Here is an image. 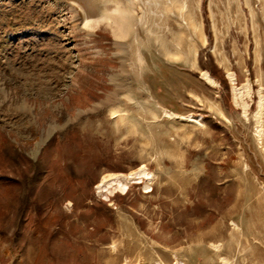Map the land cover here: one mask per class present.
Segmentation results:
<instances>
[{
	"label": "rangeland",
	"instance_id": "obj_1",
	"mask_svg": "<svg viewBox=\"0 0 264 264\" xmlns=\"http://www.w3.org/2000/svg\"><path fill=\"white\" fill-rule=\"evenodd\" d=\"M159 1H141L138 14L186 58H167L138 23L150 66L127 67L119 85L113 77L133 51L120 50L108 23L85 24L99 15L94 0H0V264H264V151L253 117L264 94V0H200L199 10L179 0L203 22L205 43L187 14L178 40L164 4L178 5ZM227 68L235 85L250 82L247 117ZM157 104L204 123L164 116ZM110 106L137 130L116 125ZM143 165L150 181L97 187L108 172Z\"/></svg>",
	"mask_w": 264,
	"mask_h": 264
},
{
	"label": "bare ground",
	"instance_id": "obj_2",
	"mask_svg": "<svg viewBox=\"0 0 264 264\" xmlns=\"http://www.w3.org/2000/svg\"><path fill=\"white\" fill-rule=\"evenodd\" d=\"M141 1H143V3H145V4H148L152 0H94L95 5L99 9L98 17L97 18H88L87 16H85V21L84 22H85L86 25H96V24H98L100 22L108 23L112 27L114 35L117 38L120 39V41H119L120 42V46H121L120 50H122V51H133V55L131 54L132 56L128 57V59L127 58H124V59L121 58V60L123 59L122 60V66H121L122 73L117 78L115 76L113 77V79H115V81H117V84L119 83V85L123 84V82H124L125 74H126L125 72H127L126 71L127 67H130L131 69H135V70H137L139 72H142V70L147 65H149L148 64V61H149L148 58H146L145 54H143V52L141 51V45L143 44V42H142L143 39H142L141 34L139 32V28L140 27L138 26V23L142 24L141 27H143V28L145 27V29H146V31H147V33L149 35H151V36L153 35L154 36V38L156 40L155 42L156 43L158 42V44L160 45V48H162V51H163V53L165 54V56L167 58L173 59V60H178V59H182V58L185 59L186 58L184 52L182 51V49L180 47L179 48L177 47V49H175V50H172L171 48H168V46L165 43V39L159 33L160 31L158 30L159 32H157L153 28V24L148 22V20L146 19L148 17H146V15L144 17L143 13H141L140 15L138 14V8H139V4H140ZM154 1H155L156 4H157V2L160 3L159 0H154ZM110 3H112L114 5V7L112 9H107L106 5L110 4ZM172 3L174 5H178V9H177L178 13H175L171 9V7H172L171 5L172 4H170V2H168V4H164V8H165L166 12H168L169 15L172 16L174 18V20H176L178 28H179V26L181 24L180 21H179V18L180 17H185V15L187 14L188 15V19H187V17H186V19L188 21V25L191 27L193 32H195V33H197L199 35V37L201 38L202 43H205L207 41V38H206L204 29H203V22L202 21H198V20L195 19L194 12L191 9L187 8V5H186L187 3H185V1L172 0ZM195 6L197 7V10L200 9V0L196 1V5ZM249 8H251V7H249ZM142 11H143V9H142ZM257 24L255 23V24H252V25H257ZM157 26H158V24H157ZM149 35H148V37L150 38ZM182 35H184V33L179 28V30L176 33V36H178V37H176V38H178V40H179V37H181ZM186 37H187V39L189 41V51L188 52L193 57L192 58V65L193 66H197V60H196V54H197V51H198L197 44H196L195 40L193 39V37L191 35H186ZM145 38H146V35H145ZM129 39H131V40L129 41ZM148 44H149V42H148ZM179 44H181V42L179 43V41H178V43L176 45L178 46ZM255 45H258V44H255ZM143 46H145V45H143ZM224 60H226V59L224 58ZM156 62H158V61H156ZM227 74H228V77L231 80V83L233 84V90H234V92H233L234 93V97L233 98L235 99V101L238 104L242 105L243 114H244L245 117H247L248 107H249L248 105L249 104L244 100V96H248V97L250 96V91H251L250 82L247 79L241 85H235V82H236L235 72L233 70L227 68ZM202 75L209 82L216 83L215 78L213 76H211L209 74V72H207L206 70L202 71ZM148 84H149V82H148ZM147 87L148 86H146V88ZM261 88L262 87H260L258 89L259 90L258 91L259 92V98H258V101H257V108L253 112V117H254V120H255L254 134H255V137H256V140H257L258 144H260V146L262 147V150L264 151V94L261 93V91H262ZM125 96L127 97L128 100L135 102V98L130 93H125ZM150 98H153L152 95H150ZM157 105L161 108L164 116L175 117L178 120H180L181 122H187V123H190V124H192L194 126H201L204 123L203 119L201 117H199V116H195L194 117L191 114H188V115H185V116L184 115L175 114L173 112L167 111L164 107L160 106L159 104H157ZM139 106L141 108H143V109H148L149 111H151L153 116H155V113H154V110L152 109V106H150V105L147 106V105H143V104H140ZM210 106L212 108L216 109L217 112L220 115L225 117V114H224L223 110L221 109L220 106H218V104L211 103ZM109 113H110L111 117L113 118V121H114V123L116 125H121L128 131H130V130L131 131H136L137 130V126L138 125L136 123H134V121H132L130 118H128V115L125 113V111H121L119 107L110 106L109 107ZM108 173H110V174L103 175L101 182L97 185V187L100 190H107V191L112 192V191H114V189H110L111 187L120 188L122 190H125L128 187V185H129L128 184V182L130 180L129 178L134 176V175L144 176V178H146L147 181H150L152 179V177H153V174L148 172L144 168V165L138 171L131 172L129 174L128 173L127 174L114 173V172H113L114 174L111 173V172H108ZM147 186L148 185L146 184L145 187H147ZM231 222H232V224L235 227H238L237 223H235L234 220H232ZM233 225H232V227H233ZM213 245L216 248L219 247V244H213ZM162 264H165V263H162Z\"/></svg>",
	"mask_w": 264,
	"mask_h": 264
},
{
	"label": "trees",
	"instance_id": "obj_3",
	"mask_svg": "<svg viewBox=\"0 0 264 264\" xmlns=\"http://www.w3.org/2000/svg\"><path fill=\"white\" fill-rule=\"evenodd\" d=\"M16 155L18 156V153Z\"/></svg>",
	"mask_w": 264,
	"mask_h": 264
}]
</instances>
